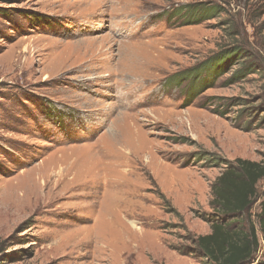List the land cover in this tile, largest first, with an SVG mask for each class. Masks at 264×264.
Wrapping results in <instances>:
<instances>
[{
	"label": "rangeland",
	"instance_id": "rangeland-1",
	"mask_svg": "<svg viewBox=\"0 0 264 264\" xmlns=\"http://www.w3.org/2000/svg\"><path fill=\"white\" fill-rule=\"evenodd\" d=\"M237 158L264 163V0H0V264H209L173 248Z\"/></svg>",
	"mask_w": 264,
	"mask_h": 264
},
{
	"label": "trees",
	"instance_id": "trees-1",
	"mask_svg": "<svg viewBox=\"0 0 264 264\" xmlns=\"http://www.w3.org/2000/svg\"><path fill=\"white\" fill-rule=\"evenodd\" d=\"M215 10L218 11L214 6L192 4L174 10L171 15L180 16L185 21L189 18V21L196 19L195 22H200L214 15ZM202 72H205L203 66L174 75L171 83H187L186 88L194 89L198 82L204 81L200 79ZM262 181L264 163L237 158L227 165L211 186L212 214L207 217L211 232L199 236L189 235L192 245L189 250L178 247L173 249L183 255L204 258L209 264H264L258 261L259 256H264V192L260 190ZM259 200H262L259 212L252 213Z\"/></svg>",
	"mask_w": 264,
	"mask_h": 264
},
{
	"label": "bare ground",
	"instance_id": "bare-ground-1",
	"mask_svg": "<svg viewBox=\"0 0 264 264\" xmlns=\"http://www.w3.org/2000/svg\"><path fill=\"white\" fill-rule=\"evenodd\" d=\"M125 43V42H124ZM136 82H140L141 83V85H138L139 86V88L137 89V91H142V90H147L146 88H145V86L144 85H142L143 84V81H136ZM132 83V82H131ZM130 83V84H131ZM146 83V82H145ZM147 91H146V94L143 96L145 99H143V98H140V103H142V102H146V97H148L147 96ZM66 175V174H65ZM62 177V176H61ZM66 178V177H65ZM55 181V180H54ZM65 186V185H64ZM30 205V204H29ZM34 206V205H33ZM32 207V206H31Z\"/></svg>",
	"mask_w": 264,
	"mask_h": 264
}]
</instances>
